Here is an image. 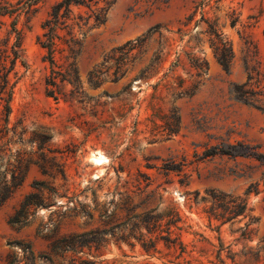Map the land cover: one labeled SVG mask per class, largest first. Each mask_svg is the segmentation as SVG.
<instances>
[{
    "label": "rangeland",
    "instance_id": "374dc122",
    "mask_svg": "<svg viewBox=\"0 0 264 264\" xmlns=\"http://www.w3.org/2000/svg\"><path fill=\"white\" fill-rule=\"evenodd\" d=\"M56 1L0 0V53L20 48L9 73L10 126L25 132L11 147L32 152L23 185L0 206V264L18 252L14 241L51 255L41 264H264V165L203 156L236 141L264 153V112L229 94L247 66L264 74V0H116L83 42L77 88L62 80L72 61L62 41L53 65L37 41ZM213 28L231 46L228 72ZM128 41L136 46L122 55ZM121 57L126 71L112 81ZM41 152L66 179L55 165L51 176L41 173ZM96 153L106 158L98 166ZM34 179L57 195L16 228L8 218ZM213 192L245 200L246 209L215 215ZM92 230L97 239L84 237L78 252L51 253L58 235Z\"/></svg>",
    "mask_w": 264,
    "mask_h": 264
},
{
    "label": "trees",
    "instance_id": "16d2710c",
    "mask_svg": "<svg viewBox=\"0 0 264 264\" xmlns=\"http://www.w3.org/2000/svg\"><path fill=\"white\" fill-rule=\"evenodd\" d=\"M116 0H57L52 4L47 17L45 18L42 29L43 32L38 36L37 41L41 47L47 50L45 58L54 64V52L58 41H62L68 52L67 57L72 58L68 62V68L63 75L62 80L67 81L71 86L77 88L78 72L75 66L77 56L81 53L83 42L89 32L102 25L107 18L111 6ZM215 37L214 54L218 63L225 71L230 70L232 49L227 41L221 39V34L217 29L211 30ZM131 41L126 42L123 46L117 48L122 55H126L135 48ZM127 49V50H126ZM3 57V58H2ZM20 57L19 44H13L10 47V54L3 55L0 53V206L5 204L11 196L19 189L27 176L31 160V153L21 150L20 148L12 149V145L22 139L23 129L16 132L14 126H10V115L12 113V93L13 86L10 84L9 73L14 68L17 59ZM9 58V66L6 60ZM106 59V58H105ZM123 57L115 63V69L112 72V81L118 79L126 71V63ZM247 76L243 83H231L229 94L231 97L243 104L253 106L264 112V85L260 87L261 77L264 76L260 69L246 67ZM56 71H52V74ZM100 70L93 69L89 72V82L91 85H97L96 78L100 75ZM54 84V76L49 80ZM17 136V138H15ZM213 145L203 152V156L227 155L232 158L243 157L255 159L261 165H264V153L259 149L257 144H251L245 141H236L235 143L225 142ZM41 164H38L43 175H52L53 165L56 166L54 175H60L66 179L64 169L60 163H50L55 157H47L41 152ZM37 163V162H34ZM50 163V164H49ZM52 165V166H51ZM33 191L26 193L13 213L8 218V223L16 228H22L28 225L31 217L37 207L47 205L46 199H51L57 195L54 188L48 186L44 180L34 179L30 184ZM250 190H248L249 192ZM47 194V196H45ZM212 201V209H221L219 214H240L246 209V202L243 199L233 197L231 194L222 192H213L209 194ZM139 217V216H137ZM58 226L56 227V229ZM99 231L71 233L69 235H58L49 243L50 251L53 254L65 256L69 251L78 252V249L86 243L84 237L94 236L90 241L97 239ZM12 247L18 249L8 260L7 264H41L43 258L52 261L51 255L36 253L30 243L21 244L12 242Z\"/></svg>",
    "mask_w": 264,
    "mask_h": 264
},
{
    "label": "bare ground",
    "instance_id": "6f19581e",
    "mask_svg": "<svg viewBox=\"0 0 264 264\" xmlns=\"http://www.w3.org/2000/svg\"><path fill=\"white\" fill-rule=\"evenodd\" d=\"M106 158L102 155V153H96L91 155V161L93 163L97 164H102ZM98 166V165H97Z\"/></svg>",
    "mask_w": 264,
    "mask_h": 264
}]
</instances>
